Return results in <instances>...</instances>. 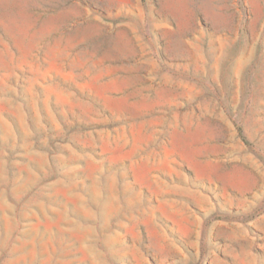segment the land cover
Here are the masks:
<instances>
[{
    "label": "rangeland",
    "instance_id": "obj_1",
    "mask_svg": "<svg viewBox=\"0 0 264 264\" xmlns=\"http://www.w3.org/2000/svg\"><path fill=\"white\" fill-rule=\"evenodd\" d=\"M0 264H264V0H0Z\"/></svg>",
    "mask_w": 264,
    "mask_h": 264
}]
</instances>
